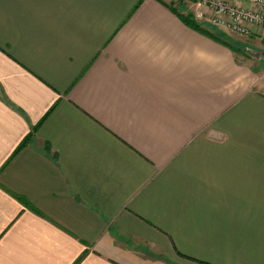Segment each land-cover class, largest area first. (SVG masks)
Listing matches in <instances>:
<instances>
[{"label": "crops", "instance_id": "1", "mask_svg": "<svg viewBox=\"0 0 264 264\" xmlns=\"http://www.w3.org/2000/svg\"><path fill=\"white\" fill-rule=\"evenodd\" d=\"M191 5L0 0V264H264V92Z\"/></svg>", "mask_w": 264, "mask_h": 264}, {"label": "built area", "instance_id": "2", "mask_svg": "<svg viewBox=\"0 0 264 264\" xmlns=\"http://www.w3.org/2000/svg\"><path fill=\"white\" fill-rule=\"evenodd\" d=\"M196 4V18L207 20L217 29L264 39V0H197Z\"/></svg>", "mask_w": 264, "mask_h": 264}, {"label": "rangeland", "instance_id": "3", "mask_svg": "<svg viewBox=\"0 0 264 264\" xmlns=\"http://www.w3.org/2000/svg\"><path fill=\"white\" fill-rule=\"evenodd\" d=\"M192 3L195 6V10H198V5L196 4V2L192 1ZM196 4V5H195ZM191 10L192 12L194 11V6L191 5ZM197 7V8H196ZM196 13H194L195 15ZM207 14V11H206ZM196 17V16H195ZM209 23V22H208ZM202 27V26H201ZM206 28L208 30H212L215 31L216 33H220V29H217L216 27H214L212 24H207ZM224 31V30H222ZM227 32V31H225ZM229 33V32H227ZM232 34V33H230ZM235 37L238 38H242L243 40L240 39H236V38H230V37H225L227 40H230L232 42H234L236 44V47L239 48V55L243 57V60H245L247 63L254 65L255 69H256V77L260 80L261 82V89L264 92V54H260V53H256V52H250L249 50H246V47H249L253 50H257V51H261L262 53H264V40L260 41V44L257 45L256 42L254 41H249L248 39H246V37L243 36H239L237 34H232Z\"/></svg>", "mask_w": 264, "mask_h": 264}, {"label": "trees", "instance_id": "4", "mask_svg": "<svg viewBox=\"0 0 264 264\" xmlns=\"http://www.w3.org/2000/svg\"><path fill=\"white\" fill-rule=\"evenodd\" d=\"M181 1V0H180ZM190 1H195V0H190ZM170 9L173 12H176V10L170 6ZM179 18L188 26L199 30L200 32L206 34L207 36L218 40L219 42L229 46L230 48L234 49V50H238L239 48L236 47V44L230 40H227L225 37H223L220 33H216L215 31L212 30H208L206 28H202L200 26V24L195 23L192 18L190 17L189 14H178ZM239 51V50H238ZM41 121H39L35 126H33L29 132V134H27L22 141L19 143V145L17 146V148L15 149V152H17L20 148H22L23 146H25L31 139L32 136L35 134L37 127L40 125Z\"/></svg>", "mask_w": 264, "mask_h": 264}, {"label": "water", "instance_id": "5", "mask_svg": "<svg viewBox=\"0 0 264 264\" xmlns=\"http://www.w3.org/2000/svg\"><path fill=\"white\" fill-rule=\"evenodd\" d=\"M246 50H249L250 52H256V53L264 54L261 51L253 50V49H251L249 47H246Z\"/></svg>", "mask_w": 264, "mask_h": 264}]
</instances>
